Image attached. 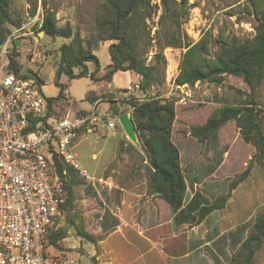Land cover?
<instances>
[{
    "label": "rangeland",
    "instance_id": "rangeland-1",
    "mask_svg": "<svg viewBox=\"0 0 264 264\" xmlns=\"http://www.w3.org/2000/svg\"><path fill=\"white\" fill-rule=\"evenodd\" d=\"M151 2L158 6L156 14L147 21L153 35L161 10L160 0ZM187 2L193 7L183 19L181 28L191 41L197 40L205 30H211L209 55L219 49L215 37L220 31L227 41L251 39L259 11L264 9V0ZM103 3L104 0H10L9 15L20 24H6L7 40L0 48V72L11 56L19 70L35 73L42 80L45 95L55 96L57 87L53 79L59 62V48L63 43H69L71 37H51L40 31L43 13L52 11L56 25L70 26L86 47L97 40L95 18ZM109 44L110 40L100 41L92 49L102 72L110 63ZM182 52V48L163 49L167 59L162 85L152 86L145 92L136 87L134 90L126 88L127 91L115 95L117 99L113 101V106L128 109L124 101L131 97L174 100L180 94L186 97L183 102H178L179 117L172 137L180 151L179 161L186 181L182 206L172 209L156 194L148 192V164L139 143L133 144L126 136L120 139L123 132L116 135L80 134L74 140L71 153L89 178L77 170L67 176V180L74 182V200L61 224L66 228V236L53 244L56 251L80 264H228L256 217L264 212V166L251 160L254 148L241 139L235 122L228 121L204 141L189 133L190 127L203 124L218 106L238 104L246 99H252L259 109L264 129V79L254 91L241 77L229 74L224 75L220 83L196 82L187 84L184 90L174 91L172 76L176 74ZM152 53L148 52V59ZM87 65L93 69L91 63ZM120 78L123 77H117ZM61 79L66 80L64 76ZM117 81L116 84L124 83ZM66 83L67 93L83 109L90 108L85 99L88 90L101 92L106 88L105 80L94 82L89 77ZM107 99L103 97L101 101ZM55 104L62 108L66 105L63 101ZM126 112L130 113V110ZM117 126L121 128L119 124ZM93 154H97L96 159ZM96 162L105 168V175L113 173L119 186L106 188L98 181L93 185ZM247 167L245 178L229 190L230 182L237 180ZM226 194L222 208L197 220V211L202 205ZM77 230L87 232L92 241L77 235ZM251 264H264V239Z\"/></svg>",
    "mask_w": 264,
    "mask_h": 264
},
{
    "label": "trees",
    "instance_id": "trees-1",
    "mask_svg": "<svg viewBox=\"0 0 264 264\" xmlns=\"http://www.w3.org/2000/svg\"><path fill=\"white\" fill-rule=\"evenodd\" d=\"M10 0H0V33L5 34L6 24L19 26L18 20L9 15ZM193 4L187 0H160L161 13L158 16L157 28L151 35L148 20L156 14L158 6L151 0H104L103 6L95 18L97 40L94 45L82 46V38L73 33L70 26L56 25L54 13L46 10L43 13L39 30L45 35L55 37H71L69 43H63L59 48V62L54 72L53 83L57 87L55 96H46V114L43 117L59 118L67 109L78 113L84 112L76 108L77 103L69 97L65 89L67 84L61 81L62 76L68 80L89 77L92 81H110L113 73L129 71L138 78L137 88L140 92L149 90L152 86H160L164 82L166 59L163 54L165 47L182 48L177 73L173 78L174 85H193L196 82L220 83L226 74L241 77L251 91H254L264 79V9L259 11L258 22L254 27V35L246 41L233 38L227 41L221 31L215 37L219 49L209 55L211 30L207 29L200 37L189 40L181 28L183 19L188 16ZM110 40L107 47L110 63L105 67L101 76H96L100 69L97 56L92 49L100 41ZM152 51L148 59L147 54ZM93 69L89 71L87 64ZM6 69L19 70L18 63L8 57ZM30 72V71H29ZM35 75V73L30 72ZM36 76V75H35ZM39 83L44 84L36 76ZM117 89V92H126ZM107 97L108 112L118 116L130 110L135 125L138 143L145 154L148 164L147 190L156 194L172 209L182 206L186 191V181L179 161V150L172 140L171 132L175 119V100L173 98L131 97L124 101L128 109L113 106L112 93L91 97L88 93L86 100ZM57 101H63L65 107H57ZM76 103V104H75ZM119 107V108H118ZM233 120L239 130L241 139L254 148L251 160L264 166V129L259 116V109L251 99L242 100L238 104H223L211 112L201 125L190 127V135L199 141L206 140L218 128ZM53 165L65 191L63 207L67 212L74 200L73 175L76 170L64 159L53 155ZM248 167L237 180L230 182L232 190L248 173ZM227 194L218 196L208 205H202L197 211L200 221L211 211L222 208ZM77 235L92 241V237L84 230H77ZM66 236V228L59 227L50 235L49 243L55 244ZM264 239V212L260 213L241 243L239 249L231 257L228 264H251L255 251Z\"/></svg>",
    "mask_w": 264,
    "mask_h": 264
},
{
    "label": "built area",
    "instance_id": "built-area-1",
    "mask_svg": "<svg viewBox=\"0 0 264 264\" xmlns=\"http://www.w3.org/2000/svg\"><path fill=\"white\" fill-rule=\"evenodd\" d=\"M7 64L0 72V264H80L49 243L66 215L53 155L89 178L73 160L74 140L100 124L113 133L117 117L94 106L44 119L43 84Z\"/></svg>",
    "mask_w": 264,
    "mask_h": 264
},
{
    "label": "crops",
    "instance_id": "crops-1",
    "mask_svg": "<svg viewBox=\"0 0 264 264\" xmlns=\"http://www.w3.org/2000/svg\"><path fill=\"white\" fill-rule=\"evenodd\" d=\"M99 64H100V62H99ZM109 64V63H108ZM107 64V65H108ZM106 65V66H107ZM88 66V65H87ZM105 66V67H106ZM89 69V68H88ZM91 69H89V71H90ZM101 70V66H100V69H99V71L97 72V74H96V76H101L104 72H105V68H104V70H103V72L102 71H100ZM176 73H177V71H176ZM175 75V74H174ZM174 75L172 76V77H174ZM119 76H122L123 78H120V79H117V77H119ZM65 77V81L64 80H62L61 79V81L62 82H64V83H66V82H68V81H70V80H68L67 79V77L66 76H64ZM62 78V77H61ZM171 79V78H170ZM119 81V82H124V83H122V84H116L115 82L116 81ZM137 80H138V78H137V76L135 75V74H132V73H130L129 71H117V72H115V73H113L112 74V76H111V78H110V81H106L105 80V83H106V88H105V90L104 89H102L103 91H97V90H92V89H90V90H88L87 92H86V94H88V93H90L91 94V97H93V96H99V95H101V94H105V93H112L114 96L116 95V96H118L119 95V93L117 92V89L118 88H122V89H126V88H131L132 90H134V88L136 87L137 88ZM172 80H173V78H172ZM117 81V82H118ZM171 81V80H170ZM96 82V81H95ZM115 83V84H114ZM67 84V83H66ZM114 84V85H113ZM174 85V84H173ZM187 84H184V85H174L173 87H174V91H176V89H182V90H184L185 89V86H186ZM43 86H44V84H43ZM42 86V87H43ZM68 86V85H67ZM55 89V88H54ZM67 89V88H66ZM66 89H65V92H66V94L69 96V97H71L68 93H67V91H66ZM121 93V92H120ZM179 94V93H178ZM55 95V94H54ZM86 96V95H85ZM116 96L115 97H112V99L111 100H116L117 98H116ZM72 98V97H71ZM185 96L184 95H182V94H180L179 95V97H177V99L175 100V119H174V122H173V126H172V132H171V136L173 137V134H174V126H175V124H176V122H177V119H178V117H179V114H178V110H177V105H178V102L179 103H181V102H183L184 100H185ZM72 99H74V98H72ZM75 100V99H74ZM76 101V100H75ZM88 102H89V104H90V108H88V109H83V108H81L80 106H79V104H78V102L76 101V103H77V107L78 108H80V109H82V110H84V111H87V110H90L91 108H93L94 106L96 107V108H99L100 110H102V111H107L108 110V107H109V102L108 101H101L100 100V98H97V99H94L93 101H90V100H87ZM107 104V106H105ZM108 112V111H107ZM110 113V112H109ZM179 131H181V130H179ZM118 132H120V133H122L123 132V130L121 129V128H119L118 126H117V124L115 125V131L112 133V132H110L109 130H107V128L103 125V124H100L99 126H97V128H95L92 132H81L79 135L80 136H83L85 133H95V134H100V135H105V134H110V135H116ZM78 135V136H79ZM123 136H121L120 137V139H123L124 138V136H125V134H124V132H123V134H122ZM80 138V137H79ZM179 153H180V151H179ZM92 157L93 158H97V154H93L92 155ZM179 157H180V155H179ZM99 163H94V167H93V176H94V178H93V185L95 184V181H98L99 182V184L100 185H102V186H106V188H110V187H117V186H119L117 183H116V181L113 179V173H108L107 175H105V172H104V170H105V168L104 167H99Z\"/></svg>",
    "mask_w": 264,
    "mask_h": 264
},
{
    "label": "water",
    "instance_id": "water-1",
    "mask_svg": "<svg viewBox=\"0 0 264 264\" xmlns=\"http://www.w3.org/2000/svg\"><path fill=\"white\" fill-rule=\"evenodd\" d=\"M6 34L0 33V48L6 42ZM117 122L123 130L125 136L135 145H138V139L135 132V125L131 118V113L124 112L117 116Z\"/></svg>",
    "mask_w": 264,
    "mask_h": 264
},
{
    "label": "bare ground",
    "instance_id": "bare-ground-1",
    "mask_svg": "<svg viewBox=\"0 0 264 264\" xmlns=\"http://www.w3.org/2000/svg\"><path fill=\"white\" fill-rule=\"evenodd\" d=\"M166 59H167V58H166ZM172 63H173V62H172ZM177 63H178V62H177ZM175 65H176V64H175ZM177 66H178V65H177ZM168 67H169V66H168ZM169 68H170V67H169ZM172 70H174V69H172ZM165 71H166V70H165ZM174 72H175V71H174ZM166 73H167V72H166ZM168 75H169V77L172 76V74H171V69L168 70ZM168 75H167V76H168ZM170 80H171V79H170Z\"/></svg>",
    "mask_w": 264,
    "mask_h": 264
}]
</instances>
